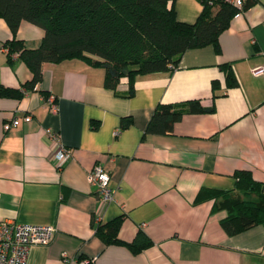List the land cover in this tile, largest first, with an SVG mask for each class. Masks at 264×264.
Listing matches in <instances>:
<instances>
[{"label":"crops","instance_id":"crops-1","mask_svg":"<svg viewBox=\"0 0 264 264\" xmlns=\"http://www.w3.org/2000/svg\"><path fill=\"white\" fill-rule=\"evenodd\" d=\"M174 8L178 19L195 22L203 4L176 0ZM43 35L24 20L16 36L37 47ZM12 38L0 16V87L21 88L33 73L10 55ZM219 43L220 51L187 49L173 70L139 74L133 95L128 76L116 90L106 87L104 68L81 58L45 62L37 88L22 98L0 94V220L57 229L49 243L31 248L29 264H264V222L228 235L226 210L195 202L202 188H233L239 169L264 181V75L254 74L264 65V0L234 16ZM228 65L237 85L230 86ZM46 94L56 96L58 112L49 111ZM192 99L214 110L186 112L171 131L145 133L159 103ZM15 116L20 123L6 127ZM123 117L130 126L121 127ZM48 127L69 149L60 165ZM98 163L111 173L109 203L89 180ZM117 217L124 242L107 244L96 227ZM140 232L153 244L134 252L127 243Z\"/></svg>","mask_w":264,"mask_h":264},{"label":"trees","instance_id":"trees-1","mask_svg":"<svg viewBox=\"0 0 264 264\" xmlns=\"http://www.w3.org/2000/svg\"><path fill=\"white\" fill-rule=\"evenodd\" d=\"M176 0H0V16L8 23L13 38L8 46L10 55L18 52L33 73L21 88L2 85L0 94L22 98L37 88L42 80L45 62L58 63L81 58L105 70V86L116 90L123 76L130 78L127 95H133L136 76L144 73L173 70L178 67L189 48L213 45L220 51L219 37L231 20L257 0H244L242 6L228 0H201L202 11L195 22L178 19ZM44 29L41 43L28 47L17 32L22 21ZM230 86L238 81L231 65L224 66ZM217 89L218 84L213 83ZM47 96L49 94H46ZM199 99L178 103H159L145 133H166L186 112L213 111ZM132 123L131 117L121 119V127ZM231 189L202 188L195 202L212 200L215 210L225 209L221 225L228 235H235L264 222V181L257 180L249 169L235 173ZM122 217L96 227L107 244L123 243L119 237ZM153 244L139 233L127 243L138 252Z\"/></svg>","mask_w":264,"mask_h":264},{"label":"built area","instance_id":"built-area-1","mask_svg":"<svg viewBox=\"0 0 264 264\" xmlns=\"http://www.w3.org/2000/svg\"><path fill=\"white\" fill-rule=\"evenodd\" d=\"M242 6L244 0H228ZM13 58L18 57V52L12 53ZM254 74L264 75V65L254 68ZM49 111L58 112L56 96L51 94L46 98ZM32 114L23 116L24 120H30ZM21 119L18 116L6 123V127L17 126ZM47 135L55 141V147L51 152L52 161L57 165L63 163L69 154V149L61 142L58 130L48 127ZM89 180L97 187L98 198L102 203L114 200L115 189L110 186L111 173L102 164L93 166L89 173ZM56 227L52 224H34L17 222L10 219L0 220V264H29L28 259L31 248L36 244H47L55 236ZM64 257L67 254L64 253ZM81 264H92V259H84Z\"/></svg>","mask_w":264,"mask_h":264}]
</instances>
